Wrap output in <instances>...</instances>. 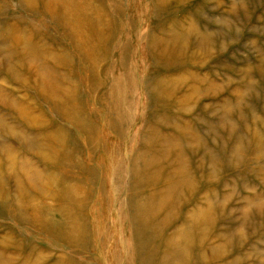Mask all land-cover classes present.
Segmentation results:
<instances>
[{"label":"rangeland","instance_id":"rangeland-1","mask_svg":"<svg viewBox=\"0 0 264 264\" xmlns=\"http://www.w3.org/2000/svg\"><path fill=\"white\" fill-rule=\"evenodd\" d=\"M77 6L112 18L94 51L86 41L96 35L76 42L71 30L61 36L52 29L53 14ZM36 56L49 69L40 73ZM158 76L167 84L152 88ZM119 99L112 126L105 114ZM156 134L163 139L152 148ZM165 137L178 150L167 154ZM180 147L195 188L179 190L174 220L166 209L151 223L158 229L148 242L151 257L168 264V254L179 264L174 242L179 227L193 222L182 210L212 203L205 233L198 229L200 236L182 244L188 264H264V0H0V264L34 255L43 257L36 264H125L128 248L131 257L140 251L126 217L127 200L138 192L132 161L141 153L146 176L162 171L177 182ZM30 168L41 172L39 189L28 182ZM85 171L95 176L89 198ZM171 182L145 183L144 193L158 196ZM65 185L81 190L78 203L88 199L73 210L91 230L76 236H86L78 248L47 236L69 231ZM111 233L116 242L101 246ZM162 235L173 241L169 247Z\"/></svg>","mask_w":264,"mask_h":264},{"label":"bare ground","instance_id":"bare-ground-1","mask_svg":"<svg viewBox=\"0 0 264 264\" xmlns=\"http://www.w3.org/2000/svg\"><path fill=\"white\" fill-rule=\"evenodd\" d=\"M77 1L82 5H88V3H93V2L95 3V0H77ZM84 3H87V4H84ZM49 5L51 6L50 3H49ZM48 6H46V7H48ZM78 6L70 9L68 13H62L60 15L53 14L55 21L52 20V22H50V23H52V26H53L52 29H53V31L58 32L61 36L66 35L65 31H63V30H71L72 33L74 34V38H75L76 42L78 40H81V39L84 40L85 34H87L89 32H90L89 35H96L95 37L91 38L90 43L88 41H86V50L88 52L94 51L95 46L100 45L99 43L106 37V34H105V37H104V35L100 34V29L105 24L107 26H109L112 23V18L109 15L107 16L106 14L99 15V8L96 6H88L89 7L88 10H83ZM49 12L50 11H43L44 14H47ZM86 16H90L91 19L86 21V19H85ZM53 24L58 26V27L54 26ZM196 30H197L196 26H191L188 31H196ZM108 31H109V29H108ZM96 42H97V44H95ZM33 62H38V65L40 68V73L42 71H45L46 69H49L45 66L46 65L45 61L43 59L37 57V56H36V59H33ZM259 69L261 70V67H259ZM87 78H89V77H87ZM90 80H91V78H89V83H90ZM161 84L165 85V84H167V82H165L163 77L159 78V76H158L157 81L155 80L152 88H156ZM154 85H155V87H154ZM161 89H162V87H161ZM204 95H207V94L204 93ZM121 102H122V100H120V99L118 100V102H114V100H113L111 105H108L109 112L107 114H105V117H107V118L109 117V121H110V124L112 126L117 125L116 124V118H117V116H120V115H119V113H116L114 110L119 109V105L121 104ZM60 106H63V104H61ZM61 109H64V107H61ZM112 111H114V113H116L117 115L112 114ZM257 120H259V118H257ZM193 133H194V135L191 136L192 137L191 142H193L194 147H196L199 144L200 137H199L197 132H193ZM158 136L161 140L163 139V136L161 137L159 134L158 135L156 134L155 137L149 141L152 148H154L153 145H154L155 141L159 140ZM254 137H255V139H257L256 143L258 140L260 141V139H261L259 134L254 135ZM166 139H167V141H165V142L168 143L167 150H166L167 154L169 153L170 150H172V151L178 150V147L180 145L179 146L177 145L176 140H173V139L169 140L168 138H166ZM237 149L243 150L244 148L241 147V145H239V146H237ZM237 152H239V150ZM179 153H180L179 156L181 157V161H180V170H179V172H176L177 173L176 175H178V177H179L177 182H171L174 180V178H169L170 176H168V174H167L166 178H164L162 175V171L159 174L156 173V174L150 175L151 177L146 176V174L144 172L149 170L150 167L145 166V165L143 167L140 166L142 164L141 158L143 156L141 153H139L137 158L134 161H132L130 173L133 175V179L131 180V183L134 186L135 190H137L139 193L136 192L137 194H133L127 200V207L126 208H127L128 212H127L126 217L132 222V230L130 232V235L133 238V243L139 247L140 251L136 255L131 257L130 251L128 248V254L126 257V263L125 264H157V261L155 260L156 257L152 258L151 253L149 252V249H148V242L150 240H153L151 237L153 235H157L156 232H158V229L156 227H154V226H153L154 228L151 227V223L153 224L155 219L161 213L165 212L166 209L168 210V212L164 216H166L170 220H172V219L174 220L178 214L179 204H178L176 209H174L173 207L177 204L176 202L178 200L177 197H179V190L188 189V191H190L193 188H195V181H194L193 177L191 176V174L189 173L188 162L186 160V154L182 150V148H181V150H179L177 152V154H179ZM140 167H142V168H140ZM210 168H211V172H213L212 165H210ZM26 172H27V175L29 177L28 178L29 184H31L32 186L39 189V186L43 181V178L41 177L42 175L40 174L41 172L37 171L34 168L27 169ZM136 172L141 173L140 178H138L136 176ZM142 173H144V174H142ZM167 178H169V179H167ZM94 179H95V176L94 175L90 176L88 171H85L83 179L81 178V180L83 181V184H85L87 187L88 198L90 195L92 196L94 193V187L96 186ZM164 182H171L169 185L166 186V188H165L166 191L164 193H163V191H160L158 193H162V194H158V196L151 195V192H152L151 190H150V195L144 193L146 190H148V187L146 189L144 187V186H146L145 183H150V184L154 185L155 188H157L160 184H162ZM80 192H81V190L79 188H69L67 185H65V187L61 189L62 197L64 199L69 198V200H67L65 203L68 204V207L70 208L69 215H70L71 225H70L69 231L67 232L66 235L65 234H59V233H53V232H52L53 233L52 234L51 233L52 230L50 231V229L48 231L50 233L47 235L49 238L54 236V238H57V239L61 235L63 238H61V237L60 238L63 240H66V242L69 245L72 244L71 245L72 248H74V246H75V248L81 247L83 245V240L86 239L85 235L82 236V239L76 238V236L78 234L81 236L82 234L87 233L88 230H89V232H91L90 228L86 227L85 223H81L73 212V210H80V209L83 210V208L85 206H87V204H88L87 203L88 199L87 200L82 199V201L78 203L77 197H78V194ZM195 192L196 191H194L193 193H195ZM258 200H260V202H258V203H264V199H262V197L258 198ZM246 201L248 203H253V200H251V199H247ZM32 204H34V203H32ZM186 204L187 203H184L185 207L187 206ZM19 205L22 206V204H19ZM188 209L189 208H185L184 210H182L183 213H181V215H182V217H185L192 212L190 218L192 219L193 222L191 221L192 223L189 225V227L187 226L188 223L186 225L187 227H185V225L179 227V229H180L179 230V232H180L179 239L174 242V244L177 243L176 248L182 252V256H183V259L181 261H179V264L180 263L181 264L182 263H185V264L189 263L188 259H189L190 255L188 254L189 251H187V248L184 247L186 245L185 243L189 242V240L191 242L195 239V237L200 236L203 233H205L204 230H206L207 228L202 229V226H205V224L209 222L207 220V217L210 216V210L212 209V203H208L207 207H205V208L195 206L190 211H188ZM103 213H105V212L101 211V214H103ZM96 220H99L101 222V225H102L100 227L101 231H103L104 229L105 230L107 229L106 226H103V224H102L103 222L100 219H96ZM189 221H190V219H189ZM168 225L166 226V228L168 227ZM198 229L201 230V233H200V231L197 232ZM163 232L164 231H162L161 234H163ZM197 233H200V235H197ZM55 234L56 235L58 234L59 236L57 235L58 236L57 237ZM162 239L166 241V242L163 241V243L161 242L162 246L167 245V247H169L170 244L173 243V241L170 240V238L164 237L163 235H162ZM109 241L112 243H115L116 242V235L111 233L109 235L107 234L106 236H101V243L102 244L101 243L100 244H101V246H104L107 243H109ZM182 244H185V245H182ZM55 246H57V245H55ZM83 252H86V250H83ZM102 253H103V250L101 247V254ZM104 253H106V252H104ZM110 254H111V252L109 253V255L106 253V255H108L106 257V259H110L111 257H113V254L112 255H110ZM201 254H202V252L200 251L199 255H201ZM39 256L34 255V257H37L38 260L36 259L37 261L34 260L32 262L30 261L31 258L28 257L27 261L25 260V264H36L38 262H41L43 260V257L41 255H39ZM114 257L118 258V252H116V256H114ZM157 257H159V256H157ZM203 257H205V256L203 255ZM163 260H164V262H167L168 264H175L171 260V258L169 257L168 254H164Z\"/></svg>","mask_w":264,"mask_h":264}]
</instances>
